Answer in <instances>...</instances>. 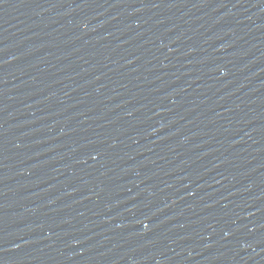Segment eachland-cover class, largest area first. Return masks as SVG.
I'll return each mask as SVG.
<instances>
[{"label":"water","instance_id":"obj_1","mask_svg":"<svg viewBox=\"0 0 264 264\" xmlns=\"http://www.w3.org/2000/svg\"><path fill=\"white\" fill-rule=\"evenodd\" d=\"M0 264H264V0H0Z\"/></svg>","mask_w":264,"mask_h":264}]
</instances>
